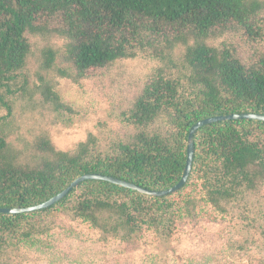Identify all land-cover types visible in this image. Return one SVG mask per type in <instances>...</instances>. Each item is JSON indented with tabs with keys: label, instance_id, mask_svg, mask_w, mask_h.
Listing matches in <instances>:
<instances>
[{
	"label": "trees",
	"instance_id": "16d2710c",
	"mask_svg": "<svg viewBox=\"0 0 264 264\" xmlns=\"http://www.w3.org/2000/svg\"><path fill=\"white\" fill-rule=\"evenodd\" d=\"M52 38L65 42L62 54L43 46ZM58 59L75 74L58 69ZM128 62L152 70L139 93L123 100L121 133L108 140L89 133L62 150L47 130L28 134L12 128L18 103L25 102L22 113L39 110L42 120L51 114L55 125L77 115L48 73L79 83ZM0 105L7 111L0 118L1 209L43 204L88 174L152 191L170 189L183 176L195 124L264 115V0H0ZM194 143L189 180L167 197L90 180L49 209L0 214V264H15L24 243L37 246L52 264H86L91 248L71 259L54 250L62 234V241L106 242L134 252L148 230L174 242L189 227L225 222L249 233L262 249L264 122L213 123L195 134ZM59 218L72 225L60 234Z\"/></svg>",
	"mask_w": 264,
	"mask_h": 264
},
{
	"label": "rangeland",
	"instance_id": "374dc122",
	"mask_svg": "<svg viewBox=\"0 0 264 264\" xmlns=\"http://www.w3.org/2000/svg\"><path fill=\"white\" fill-rule=\"evenodd\" d=\"M44 45L59 50L62 54L65 42L52 38L47 44L43 43ZM57 68L69 70L70 73L75 74L74 68L63 63L61 59L57 61ZM151 70L152 68L144 63L128 62L118 65L109 72H99L93 79L79 83L61 77L57 71L50 72L47 74L48 81L55 86L62 100L76 110L75 118L71 123L60 122L55 125L52 124L51 114L42 120L39 110H26L27 113L26 111L22 113L21 107L25 104L24 102L17 104L15 111L17 119L12 128L28 134H38L43 129L47 130L56 147L62 150L73 149L89 133H95L101 139L108 140L116 133L122 132L117 117L119 109L125 104L123 100L129 101L139 93L142 81ZM36 73L37 70H32L33 80H37ZM6 115L7 111L0 105V118ZM58 222L60 218L56 224ZM60 225V229L56 230L59 234L72 227L68 221H61ZM76 228L83 234L94 235L84 226H76ZM184 232L186 233L180 239L165 242L148 230L143 233L142 240L138 242L134 252H132L133 249L119 251L106 242H97L92 245L89 242L62 241L65 237L62 234V237L59 236L61 242H58L54 250L61 252V256L68 255L67 259H71L73 255L87 252L88 248H91L86 255V264L91 262L92 264H189L191 261L202 260L204 256L210 257L209 264H250L251 260H256L257 264H264V257L260 255V250H264V246L261 249L259 243L254 241L249 233H245L240 227H233L229 222L212 228L197 225L189 227ZM223 246L229 249L223 251ZM248 253H259L260 256L243 257ZM14 258L15 264H52L50 259L40 254L37 246L27 243L17 247ZM151 258L155 259L152 263L149 262Z\"/></svg>",
	"mask_w": 264,
	"mask_h": 264
},
{
	"label": "water",
	"instance_id": "95a60500",
	"mask_svg": "<svg viewBox=\"0 0 264 264\" xmlns=\"http://www.w3.org/2000/svg\"><path fill=\"white\" fill-rule=\"evenodd\" d=\"M231 120H253V121L264 122V115L233 114V115H227V116H221V117L208 118V119L202 120L198 122L197 124H195L191 128L189 132V136H188L187 161H186V167H185L183 176L180 182L176 186L170 189L162 190V191H152V190H148L140 186L134 185L132 183L119 180L117 178H112L109 176H102V175H97V174H88V175L79 177L72 184H70L63 192H61L60 194L51 198L50 200H48L47 202L43 204L33 206L30 208H15V209H1L0 208V214H7V215L27 214V213L49 209L52 206L59 203L60 201H62L63 199H65L74 189L80 186L83 182L90 181V180L108 182V183L127 188L129 190L138 192L142 195L152 197V198H162V197H167L169 195L175 194L179 192L186 185L191 175L194 156H195V143H194L195 134L201 128L207 125L217 123V122L231 121Z\"/></svg>",
	"mask_w": 264,
	"mask_h": 264
}]
</instances>
